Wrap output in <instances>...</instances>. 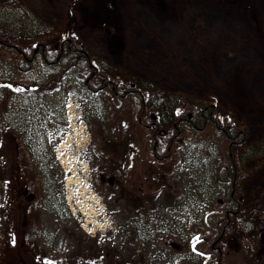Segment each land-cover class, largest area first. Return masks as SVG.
<instances>
[{"label": "rangeland", "instance_id": "374dc122", "mask_svg": "<svg viewBox=\"0 0 264 264\" xmlns=\"http://www.w3.org/2000/svg\"><path fill=\"white\" fill-rule=\"evenodd\" d=\"M0 39L52 60L68 39L95 63L89 79L66 83V100L0 108L20 144L6 134L0 151V264H203L192 245L223 199L224 140L189 134L171 164L151 125L171 138L179 116L207 106L246 133L231 154L252 212L216 226V244L224 264H264V0H0ZM38 73L0 49V81ZM127 91L143 94L142 109ZM17 148L32 181L21 200L10 187Z\"/></svg>", "mask_w": 264, "mask_h": 264}, {"label": "trees", "instance_id": "16d2710c", "mask_svg": "<svg viewBox=\"0 0 264 264\" xmlns=\"http://www.w3.org/2000/svg\"><path fill=\"white\" fill-rule=\"evenodd\" d=\"M4 41L0 39V49H4V51L10 54V59L17 64V69L24 73V75L31 73L36 68H40V72L43 71V73H38L36 80H31L29 77L24 76L19 80H12L7 83L0 81V108H6L11 104L30 106L29 104H32V101L47 99V96L52 94L58 96L60 93H63L64 100H66L70 92L69 90L62 92L66 83L70 85L74 78L87 80L92 76L95 69V63L91 55L87 51L76 47L74 42L68 39L61 41V44L58 46L57 56L53 60L50 59L48 56L49 54L41 48L38 53L28 56L20 49ZM106 89H110L114 96H119V90H121L119 84L113 82L111 84L109 83ZM128 92V94H131L134 98L141 100L142 103L143 94L141 92ZM143 107L144 105L142 103L141 109ZM173 125H175V133H173V137L168 138L165 136L166 132L164 130L161 131L156 122H152V138L154 139L155 135L158 134L160 138L168 140L167 154L164 157H158L160 161L170 160L169 163L172 164L175 159V150L181 145L183 137L189 134L199 133L212 136L214 137L212 141L217 139L219 134V137L224 140V148L226 151L224 165L218 167L217 171L219 177H222L224 174V178L228 180L224 183L223 199L216 208L212 209L209 213L210 217L208 215V221L206 220L208 224L201 229L203 238L199 239L198 243L192 245L198 244L204 250V253H202L204 254L202 257H205V259L202 258L203 264H210L211 262L212 264H222L227 254L222 253V249L220 250L218 247L221 240L216 244V241L222 236V234L217 232L216 226L219 227L223 220H225L226 223L232 222L233 219H241L247 222L252 215L251 211L242 210L241 203L237 198L236 180L238 166L237 159L231 154L232 147L241 146L245 143L247 139L246 133L240 131L231 118L225 119V117L220 116L213 106L197 108L189 114H183L179 116ZM10 131H12L11 125L5 124V122L0 123V151L10 145L6 138L8 135H10L9 140H16L15 142L18 143V147H20L17 137ZM2 144H4V146ZM17 149V168L15 170L14 181L13 178L11 179L12 181H10V187L12 188L13 184H16L18 189V192H16L17 198L19 197L21 200L24 196V192L20 189H23L24 184H26L30 178L26 176L27 172L24 169V158H20L19 148ZM1 159L3 160L0 155V161ZM2 177H4V172L0 169V212L5 211L7 208ZM219 181L222 182L220 178ZM19 186L20 189L18 188ZM32 202L34 201L30 199L24 201L27 211L31 208L30 204L32 205ZM21 204L23 203L21 202ZM20 208H23V206ZM255 211L264 212V203L257 206ZM213 246H215V249L212 248ZM31 257L33 258V256ZM255 262V259L251 257L247 258V264H255ZM28 264H43V262L36 256L34 257L33 263Z\"/></svg>", "mask_w": 264, "mask_h": 264}, {"label": "flooded vegetation", "instance_id": "af4514ba", "mask_svg": "<svg viewBox=\"0 0 264 264\" xmlns=\"http://www.w3.org/2000/svg\"><path fill=\"white\" fill-rule=\"evenodd\" d=\"M127 92H128V91H127ZM194 247H195V246H193V249H194ZM212 248L215 249V246H213ZM195 251H196V250H195ZM199 253H201V252H199ZM201 255H204V254L201 253Z\"/></svg>", "mask_w": 264, "mask_h": 264}]
</instances>
